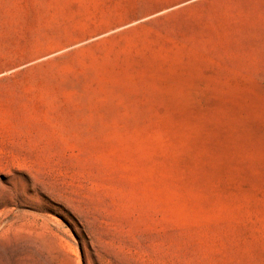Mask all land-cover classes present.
I'll return each mask as SVG.
<instances>
[{"label":"rangeland","instance_id":"1","mask_svg":"<svg viewBox=\"0 0 264 264\" xmlns=\"http://www.w3.org/2000/svg\"><path fill=\"white\" fill-rule=\"evenodd\" d=\"M0 264H264V0H0Z\"/></svg>","mask_w":264,"mask_h":264}]
</instances>
